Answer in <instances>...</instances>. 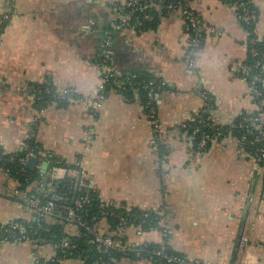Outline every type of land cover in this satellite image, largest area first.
Here are the masks:
<instances>
[{
  "label": "crops",
  "instance_id": "obj_1",
  "mask_svg": "<svg viewBox=\"0 0 264 264\" xmlns=\"http://www.w3.org/2000/svg\"><path fill=\"white\" fill-rule=\"evenodd\" d=\"M123 1L0 0V19L9 15L0 27V150L20 154L34 138L42 151L68 165L57 180L88 183L108 203L161 210V229L124 230L130 244H165L205 264H264L260 164L230 136L195 152L179 129L205 108L220 125L259 110L264 119V101L258 108L248 81L233 72L247 59V36L235 10L221 0H191L208 28L191 69L179 13L161 18L153 29L110 34L105 52L113 70L144 72L164 83L156 100L162 139L156 141L137 95L128 101L111 90L99 97L103 31ZM251 2L257 9L254 30L264 41V0ZM45 84L71 91L78 101L42 106L38 88ZM39 160L35 170L41 173L46 163L49 172L51 165ZM42 189L43 183L39 200L50 190ZM18 191L16 181L0 178V225L35 219ZM98 227L106 231L105 220ZM242 234L247 240L240 250ZM52 255L50 246L0 244V264H35Z\"/></svg>",
  "mask_w": 264,
  "mask_h": 264
},
{
  "label": "trees",
  "instance_id": "obj_2",
  "mask_svg": "<svg viewBox=\"0 0 264 264\" xmlns=\"http://www.w3.org/2000/svg\"><path fill=\"white\" fill-rule=\"evenodd\" d=\"M233 0H222L224 3H230ZM243 3H248L251 9L255 10V16L257 19V9L251 2V0H243ZM237 14V12H236ZM251 22L250 24H244L240 22L241 26L244 30H246L249 35L247 37V59L246 64L253 65L257 60H260L261 63L264 64V41L260 39L255 30L254 25L256 22ZM157 24V21L151 23H142L140 21L137 22V25L134 26V31H142L145 29H153ZM121 30V29H118ZM114 31L108 27L103 31V39L105 38L104 33L108 32V34H112ZM250 39H259L255 42L252 47L257 50L258 56H252L249 51V40ZM99 60V59H98ZM109 66L111 67L110 61L108 60ZM112 68V67H111ZM113 69V68H112ZM132 75H137L138 77L133 79L135 82L133 85H128L127 82L131 80ZM253 73L246 75L245 79L250 81ZM264 79V74H263ZM152 82L154 85H159L160 80L154 78L151 75H148L144 72L133 71L128 75H119L115 79H110L106 86L105 92L115 90L124 96L125 99L131 101L135 95H137L143 107H145L148 97H147V89L143 88L139 82ZM263 83V82H262ZM262 83H257V87L260 88L262 92V97L264 99V89ZM165 87H162L159 91H156L157 94H160ZM48 90L47 93L45 90ZM39 91V104L45 106L49 103H55L56 105L66 106L71 102H75L77 95L68 90L67 97L58 102L57 99L54 98L57 95L58 89L52 86L51 84H45L38 88ZM155 110L157 108L156 102L153 103ZM145 111V108H144ZM257 113H251L248 115H244L234 120L232 123L228 125H220L216 124L212 117L211 113H209L208 109H203V112L198 113L193 116L190 120L186 121L189 124V128H182L179 126V129L182 133H186V136L193 144V150L197 152V142L199 139L198 134L192 133V128L195 125H200L201 123H207L208 126L204 129L205 132L210 135H215L216 138H211L208 142L207 148L210 143L214 140H223L226 137L230 136L234 140L239 138L242 135L246 136V140L242 143L241 147L244 148L245 151L248 152L249 156L255 159L257 153L264 149V127L263 129H258L256 123L244 121L245 118L254 117ZM239 123H244L246 128L250 130V133L243 132L239 129H233L232 125H238ZM201 126V125H200ZM260 138L258 141H255V138ZM157 147L159 149H163L160 147V143L158 142ZM33 152L37 159L45 160L50 165H56L59 167L69 168L66 162L49 152H44L41 150L40 145L35 142L34 138L28 141V146L25 151L20 154L9 156L2 153L0 150V169L5 172V176L9 179H12L18 183V189L28 196L29 198H38V189L40 185L43 183L42 177L37 170L33 172L28 171L23 168L22 165L18 162L20 157L26 156L28 152ZM39 160V161H40ZM262 187H261V199H264V175H262ZM78 181L71 178H65L63 180H56L53 182V188L55 193L62 196L66 199L65 202H57V206L64 205L72 207L76 210L80 215H82V222L85 223V226L77 227L75 233H69L66 231V221L67 210L64 208L57 207V215L58 217L53 218V220H47L42 217H35L34 220L23 221L17 220L18 222H22L24 224V232L25 234L32 240L31 244L36 246L37 248H41L44 246H50L53 249V255L47 260L48 264H63L64 261L69 259H78L84 264H126L127 262H132L135 260L146 259L148 260L150 257L153 258L154 264H164L159 257L153 255V252L163 247L165 251L170 255H175L178 257L184 256L183 254L173 252L169 248L166 247L165 244H152L145 243L139 247H136V250L129 251L127 253L120 252L116 250H107L104 252L102 248L97 244L94 240V235L90 233L86 228L95 229L98 232L106 234L107 232H114L117 228L123 227L128 228L133 225L137 227L140 231H149L152 229H161V221L163 219V213L161 210H143L137 207H126L124 204H112L105 202L101 199L99 194L92 188L88 186V183H84L82 189L78 186ZM85 189V191H84ZM87 192V198L89 201L80 207L75 205V202L79 199H82ZM46 199L40 200L41 204L45 203ZM52 219V218H51ZM105 220L107 224V230L103 231L98 227V224ZM0 229H10V226L0 225ZM66 239L67 246L62 247L63 240ZM123 241H126L124 237H122ZM12 240H10L11 242ZM1 243V241H0ZM139 250L140 254L137 255L136 251ZM45 259L41 258L38 261L42 263ZM162 262V263H159Z\"/></svg>",
  "mask_w": 264,
  "mask_h": 264
},
{
  "label": "built area",
  "instance_id": "obj_3",
  "mask_svg": "<svg viewBox=\"0 0 264 264\" xmlns=\"http://www.w3.org/2000/svg\"><path fill=\"white\" fill-rule=\"evenodd\" d=\"M222 1V0H221ZM243 0H233L230 3H225L229 5L231 8L237 12V17L240 22H243L244 24H250L251 22H254L256 19L255 16V10L251 9L248 5V3H243ZM115 10L117 13V19L113 20L109 24V28L112 30H118V29H135L134 26L137 25V22L140 21L142 23H151L154 21H158L168 16L172 13H179L183 18V25H184V32L186 35V64L191 69L195 65V59L199 52V49L201 48L203 41L205 40L206 33L208 31L207 26L205 23L202 22L200 17L193 11L191 7V0H124L120 4H115ZM9 18V15L4 14L2 18L0 19V27H2L3 22H5ZM246 36L248 37L249 33L245 30ZM105 38L103 40V49L101 50V54L99 56V67L101 69V84L99 86V90L101 94L99 97L103 96L105 93V86L107 82L110 79H115L119 73L113 70L108 63V58L106 56V47L109 44L110 41V35L108 32L104 33ZM259 41V39H250L249 40V51L251 55L258 56V52L256 49L252 47V45ZM247 38H246V48H247ZM233 72L235 76L245 78L246 75H249L250 73H253L249 85L251 89V98L254 100V102L258 105V108L261 107V104L263 103L264 99L262 97V92L259 87H257V83L263 82V74H264V64L261 63L260 60H257L253 65H249L246 63H243L237 67L233 68ZM137 75H132L131 80L127 82L128 85H133L135 82L133 79L137 78ZM143 86V88L147 89V97L148 101L145 105V113L147 115V118L152 125L153 131H154V139L156 141H161L162 139V131H161V125L159 123V120L156 116V110L153 105V103L157 100V92L162 87H164V83L160 81L159 85H154L152 82H145L141 81L139 82ZM47 93L49 91L45 90ZM67 90H58L57 95L54 96L55 99H57L58 102L64 100L68 95ZM75 101H78V98H76ZM257 114L254 117L245 118L244 121H249L256 123L258 129H263L264 127V119L262 117L261 110L256 112ZM201 125V126H200ZM200 125H195L192 128L193 134H198L199 139L197 142V152L201 153L204 152L207 149L208 142L211 138H216L215 135H210L209 133L205 132L204 129L208 126L207 123H201ZM182 128H189V124L187 122L183 123L181 125ZM233 129H239L243 132L250 133V130L246 128L244 123H239L238 125H232ZM260 138H255V141H258ZM246 140V136L242 135L239 138L235 140L236 143H238L240 146L242 143ZM30 157H36L33 152H28L26 156L20 157L18 159V162L22 165L23 168L26 169V163ZM255 160L260 164L262 169V175H264V149L259 151L257 155L255 156ZM50 169V179L52 182L56 181L60 178V171L66 170L65 167H59L56 165H51L49 167ZM5 175V172L0 169V178ZM40 176L43 177V174L40 173ZM51 188L49 192L44 193L42 196V199H46L44 204H41L40 200L37 198H29L25 194H23L21 191H18V195L22 197V200L26 203L28 208L31 210L33 215L35 217H42L45 219H53L58 217L57 213V207L64 208L67 210V217L65 218L66 221V227H72L75 230L79 226H85V223L82 222V215H80L78 212H76L75 209L69 206L60 205L57 206V202H65L66 199L62 196L55 193L53 184H51ZM80 189L83 190L82 187H84L82 184L78 185ZM85 191V189H84ZM89 199L87 198V192L86 195L75 202V205L77 207H80L81 205L87 203ZM264 203V199L262 200ZM11 230L8 229H0V241L1 243H7L10 242H28L31 243V239L25 234L24 232V224L22 222L13 221L10 224ZM133 226V225H131ZM130 227V226H129ZM135 227V226H133ZM90 233L94 235V240L99 246L102 248L104 252L107 250H116L120 252H129L136 250V247L141 246L142 244H130L127 241H123L122 237L123 232L126 228L119 227L114 232H107L106 234H103L101 232H98L95 229H89L86 228ZM66 231L67 228H66ZM69 232V231H68ZM247 237L246 234H242L239 239V249L242 250L245 247ZM0 243V244H1ZM145 244V243H144ZM67 242L66 239L62 242V247H66ZM136 254L139 255V250L136 251ZM153 255L156 257H159L162 261H164V264H205L201 263L199 261H194L188 259L186 256L178 257L175 255L168 254L163 247H160L156 251L153 252ZM48 259H45L42 263H40L37 259L35 261V264H48L46 263ZM148 261H151L153 263V258L150 257ZM162 263V262H159ZM94 264H100V263H94ZM154 264V263H153Z\"/></svg>",
  "mask_w": 264,
  "mask_h": 264
},
{
  "label": "water",
  "instance_id": "obj_4",
  "mask_svg": "<svg viewBox=\"0 0 264 264\" xmlns=\"http://www.w3.org/2000/svg\"><path fill=\"white\" fill-rule=\"evenodd\" d=\"M37 163H38L37 157H30L25 167L28 171L33 172L36 168ZM46 170H47V164L45 163L43 164V167L40 170V172L44 175L42 192H44L46 188L50 189L52 187L51 185H48L50 181V170L49 172H46Z\"/></svg>",
  "mask_w": 264,
  "mask_h": 264
}]
</instances>
